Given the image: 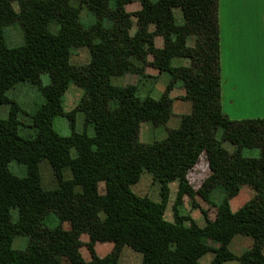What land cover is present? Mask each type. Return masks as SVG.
Segmentation results:
<instances>
[{
    "label": "trees",
    "instance_id": "obj_1",
    "mask_svg": "<svg viewBox=\"0 0 264 264\" xmlns=\"http://www.w3.org/2000/svg\"><path fill=\"white\" fill-rule=\"evenodd\" d=\"M134 2L0 0V107H10L0 118V264H120L126 247L141 255V264H201L208 253L210 264H264V120L234 121L222 110L219 0H141L139 11L128 12ZM84 7L96 20L88 27L80 19ZM12 26L21 29L22 45H8ZM78 49L89 55L83 65L72 63ZM175 59L189 65L173 66ZM149 69L170 75L159 98L139 95L140 82L152 79ZM43 74L50 78L46 86ZM126 75L139 81L115 85ZM22 83L38 86L44 98L30 117L33 138L20 136L21 108L7 95ZM178 85L191 112L164 139L142 142V124L167 127ZM71 86L81 94L68 112ZM79 114L93 136L76 131ZM58 116L69 120V137L53 129ZM245 149H258L259 157H244ZM44 162L55 189L43 188ZM201 162L205 173L194 187L190 175ZM12 163L26 174L12 173ZM144 172L159 185V202L132 191ZM217 191L224 195L219 205ZM241 196L243 205L232 211ZM187 199L203 215V227L182 213ZM51 214L58 223L47 227ZM236 236L253 240L240 256L230 249ZM20 238L27 239L24 249L15 247ZM106 243L111 251L98 255L96 247Z\"/></svg>",
    "mask_w": 264,
    "mask_h": 264
},
{
    "label": "crops",
    "instance_id": "obj_2",
    "mask_svg": "<svg viewBox=\"0 0 264 264\" xmlns=\"http://www.w3.org/2000/svg\"><path fill=\"white\" fill-rule=\"evenodd\" d=\"M140 9L141 5L136 7L127 6L128 12H136ZM219 26L222 110L230 119L242 121L249 118H252V120H264V0H219ZM136 30L137 26L135 23L132 32L135 33ZM156 45L158 48L161 47V40H157ZM189 45H193V39L189 40ZM188 65V60L175 59L173 61V66ZM147 74L152 79H146V81L151 83V88L145 95L151 94L153 97L159 98L170 82V75L163 73L158 76L157 71L152 69H149ZM135 78L134 75L124 76L123 80L126 82L122 86L136 84ZM184 95L185 90L180 85L172 91V98L174 99L173 116L170 118L167 127L155 128L156 131L160 132L158 133L159 136L154 137V139L151 138L154 136L155 131L152 128H144V135L149 141L145 143L162 140L167 135V128L177 129L180 126L181 116L189 114L192 108L190 102L181 99ZM151 135L153 136L151 137ZM172 185H176L177 189V183L171 184L170 187ZM244 193L246 198L251 196V192L248 189H244ZM245 196L240 201H236L237 199L232 200V211H237L243 205ZM171 201L170 192L169 204ZM196 211L200 212L199 210ZM190 215L201 227L205 225L204 218L200 222L196 219L194 213ZM165 218L170 222L174 220L173 218H168L167 213ZM239 237L242 238L244 236H236L235 238ZM248 238L250 247L243 249L241 252H235V255L240 256L245 250L252 247L253 240L250 237ZM111 249V244L106 246L107 253ZM96 251H99L98 246ZM127 254L136 255V262L131 264H141V256L127 247L122 252L120 264H130L125 257ZM213 257L212 253H208L200 262L201 264H210ZM226 264L239 263L232 261Z\"/></svg>",
    "mask_w": 264,
    "mask_h": 264
},
{
    "label": "rangeland",
    "instance_id": "obj_3",
    "mask_svg": "<svg viewBox=\"0 0 264 264\" xmlns=\"http://www.w3.org/2000/svg\"><path fill=\"white\" fill-rule=\"evenodd\" d=\"M138 5H141V0H135V2L129 5L128 7H131V6L136 7ZM80 19L83 25L86 27L92 25L96 21L93 14L90 13L86 7L82 9ZM135 23L136 21L134 20V24ZM6 39H7L8 45L11 47L22 45L23 35H22L21 29L17 26L9 27L6 30ZM157 40H161L162 42L161 47H162L163 39L158 37L156 41ZM88 60H89V55L86 49H78L73 52L72 63L74 65H83ZM135 77H136L135 78L136 82H138L139 81L138 77L137 76ZM123 79L124 77L115 79L114 80L115 85L122 86L126 82ZM41 81L44 86L50 84L49 75L43 74L41 77ZM150 88H151V83L146 80H143L139 84V95L142 97L145 96V94L149 91ZM80 94L81 92L79 89H77L74 86L70 87L68 93L64 97V108L66 111L69 112L73 109V107L78 102ZM7 95L10 99L15 101L21 108V112L19 113V118L21 122L23 123V126L21 127L20 132H19L20 136L25 137V138H33L35 134H34L33 129L30 127V121H31L30 117L33 114H35V112L39 109V107L44 102V98L41 92L39 91L38 86L29 84V83H22V84L17 85L13 90L9 91ZM9 108H10L9 106L0 107V118L5 119L8 117ZM231 120L242 121V120H236L232 118ZM248 120H252V118H249ZM144 128H150V129L152 128L155 131L154 136L151 135V137L153 136L151 139H154V137L159 136L158 133L160 131H156L155 128L151 125V123H144L142 124V127H141V141L149 142L148 138H146V136L144 135ZM53 129L56 131V133H58L62 137H69L72 133L69 120L63 116H58L54 119ZM76 131L80 133L86 132L89 136H93L94 134L92 126H88V127L85 126L84 117L82 114H79L76 118ZM74 154L75 153L73 152V155ZM243 156L246 158H258L259 150L258 149H245L243 152ZM10 170L12 173L20 177H23L26 174L25 167L19 166L15 163H12L10 165ZM40 173H41V180H42V185L44 189L52 190V189L57 188L58 186L57 180L54 176L51 166L47 162H44L41 165ZM204 173H205V163L201 162L199 166L197 167V169H195L194 172H192L190 175V179L194 187L199 186L204 176ZM170 188H171V200L172 201L169 204L166 213H167L168 218H173L172 205L176 198L177 189H176V185H172ZM132 191L140 196H148L153 201H159L161 199L160 198V187L157 183H154L152 175L148 172H144L141 180L132 187ZM213 196H214L215 204L219 205L224 195H223V192L217 191L216 193L213 194ZM242 199H243V196L235 200L240 201ZM181 211L183 214H186V215L188 214L190 215L191 213H194L197 220H199L200 222L203 221V215L201 214V212L193 210L191 208V203L189 202L188 199L186 200V203L184 207L181 209ZM57 223H58L57 217L51 214L46 218L44 225L47 227H54L57 225ZM64 229L66 230L69 229L68 224H64ZM83 240H86V237ZM248 240L249 238L248 237L246 238L245 236L242 238L240 237L235 238L231 244L232 252L235 254V252H241L243 249L250 247ZM26 242H27V239L25 238L17 239L15 243L16 249H24ZM109 245L110 243H106L104 245H98L100 252L97 251V254L100 256H105L107 254L106 246H109ZM82 253L86 259H89L90 256L85 247L82 248ZM125 257L128 260V263L130 264L132 262L133 263L136 262V255L134 254H127Z\"/></svg>",
    "mask_w": 264,
    "mask_h": 264
}]
</instances>
